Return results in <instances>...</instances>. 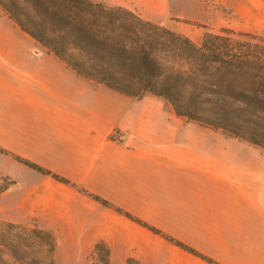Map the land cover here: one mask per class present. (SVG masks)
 <instances>
[{
	"label": "crops",
	"instance_id": "crops-1",
	"mask_svg": "<svg viewBox=\"0 0 264 264\" xmlns=\"http://www.w3.org/2000/svg\"><path fill=\"white\" fill-rule=\"evenodd\" d=\"M246 2L264 22V0ZM120 5L155 22L139 3ZM0 174L14 180L0 191V211L51 230L55 264H89L98 240L111 264H210L115 207L220 264H264L263 148L176 114L162 96L80 75L2 6Z\"/></svg>",
	"mask_w": 264,
	"mask_h": 264
},
{
	"label": "trees",
	"instance_id": "trees-1",
	"mask_svg": "<svg viewBox=\"0 0 264 264\" xmlns=\"http://www.w3.org/2000/svg\"><path fill=\"white\" fill-rule=\"evenodd\" d=\"M0 6L80 75L131 96H162L176 114L264 149V50L249 40L259 37L257 33L221 27L205 31L196 42L134 9L96 0H0ZM15 158L67 181L37 163ZM115 210L207 263L220 264L130 212ZM56 247L49 229L0 220V264H55ZM91 257V264H111L106 242L96 241ZM125 264L139 263L128 257Z\"/></svg>",
	"mask_w": 264,
	"mask_h": 264
},
{
	"label": "rangeland",
	"instance_id": "rangeland-1",
	"mask_svg": "<svg viewBox=\"0 0 264 264\" xmlns=\"http://www.w3.org/2000/svg\"><path fill=\"white\" fill-rule=\"evenodd\" d=\"M109 5H120L124 2L139 3L155 22L182 32L194 41L199 42L205 31H217L221 27H232L236 30L255 31L258 36L248 38L264 50V22L262 18H253L245 10L246 0H96ZM125 6V5H123ZM236 6L241 8L236 10ZM10 179L0 174V187ZM5 211H0V220H6ZM31 222V221H30ZM92 252V251H91ZM91 264V253L88 257Z\"/></svg>",
	"mask_w": 264,
	"mask_h": 264
}]
</instances>
